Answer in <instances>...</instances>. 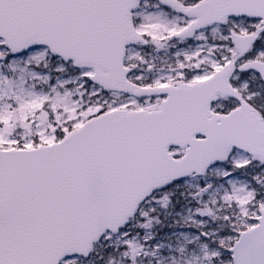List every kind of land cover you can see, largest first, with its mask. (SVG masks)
<instances>
[{"label":"snow or ice","instance_id":"obj_1","mask_svg":"<svg viewBox=\"0 0 264 264\" xmlns=\"http://www.w3.org/2000/svg\"><path fill=\"white\" fill-rule=\"evenodd\" d=\"M0 264H264V0H0Z\"/></svg>","mask_w":264,"mask_h":264}]
</instances>
